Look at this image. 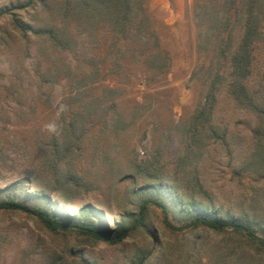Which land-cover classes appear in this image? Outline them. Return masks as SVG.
<instances>
[{
  "label": "rangeland",
  "instance_id": "obj_1",
  "mask_svg": "<svg viewBox=\"0 0 264 264\" xmlns=\"http://www.w3.org/2000/svg\"><path fill=\"white\" fill-rule=\"evenodd\" d=\"M26 1L0 0V9ZM44 1L51 10L36 3L25 9L27 15L13 13L35 27L61 25L55 0ZM135 1L143 11L134 13L122 35L96 20L69 24L67 51L44 37L25 39L0 15V189L21 182L22 195L49 194L48 204L29 202L30 209L55 213L62 221L90 208L112 228L124 213L138 212L136 191L153 183L136 173V165L156 163L162 168L160 182H175L177 189L146 194L172 207L167 218L172 229L160 210L150 207L142 228L109 245L53 232L23 210H0V264H50L53 257L70 264L67 249L81 251L93 264H133L134 256L151 249L144 264L264 263L246 245L211 230H176L187 221L173 204L179 194V201L191 198L219 218L264 226V169L255 165L264 149L252 134L257 120L228 93L223 79L229 52L220 56L218 50L221 39L230 40V51L238 44L245 4ZM257 46L247 79L253 91L264 90V39ZM216 75L221 79L209 115L215 131L196 126L195 135L191 118ZM108 89L114 91L109 100L99 101ZM71 125L77 140L69 151L57 153L52 145L63 144ZM54 172L70 175L80 186L70 184L65 191ZM67 192L70 208L57 201Z\"/></svg>",
  "mask_w": 264,
  "mask_h": 264
},
{
  "label": "trees",
  "instance_id": "obj_2",
  "mask_svg": "<svg viewBox=\"0 0 264 264\" xmlns=\"http://www.w3.org/2000/svg\"><path fill=\"white\" fill-rule=\"evenodd\" d=\"M36 3L45 11L52 9V6L44 0H27L22 5H10L7 8L0 9V15L7 16L13 28L25 39L29 35L37 38L44 37L53 47L65 51L70 49L69 44L71 39L69 38L67 26L72 22H78L82 18H85L89 22L93 20L104 22L116 35H122L132 16H134V13L143 11L135 0H55L54 7L61 18V25L37 27L25 23L17 17L18 15L13 13L15 10L31 8ZM243 3L245 4V15L240 26L242 33L238 44L230 51V40L221 39L218 50L220 56L229 52L228 77H225L223 82L226 81L227 91L234 99L236 105L254 114L257 120V126L252 131V134L258 140V148L264 149V90H251L247 81L251 75L252 53L258 47L257 44L264 39V32L261 30V22L264 20V0H243ZM25 12L27 13V10ZM216 76L217 79L210 84L205 103L191 118L190 124L192 126H190V130L195 135L200 132L196 126L202 129L209 128L208 133L213 134L215 131L209 123V115L214 104V92L216 91L217 84H219L218 80L221 77L220 75ZM112 93H114L113 90H103L99 101L109 100V95ZM72 125L68 129V134H66L68 138H64L63 144L58 145L57 143H53L52 147L57 150V153L64 154L75 144L77 138H74L76 134L74 133V126ZM52 141L56 142L55 139ZM255 165L264 169V155L260 154L256 158ZM135 169H137L136 173L139 174L141 172V175L146 181L153 183L152 185H145L136 191L135 194L136 196L138 195L139 200L134 204V207L138 209V212L124 213L118 221L112 222V228L107 226L103 217L96 210L90 208L82 209L74 218L64 216L62 221H60L61 219L55 213L43 209H30L26 206L29 202L39 201L43 205L48 204L49 194L36 197L26 193L22 195L18 193L23 187L21 182H14L4 189H0V210H23L40 218L53 232L63 233L65 235L77 234L94 242H104L109 245L121 243L123 240L131 237L139 228H142L145 212L150 207L158 208L164 217L165 226L172 229V226L167 220L168 216L172 214V207L164 200L150 198L146 193H156L160 189L176 190V183L169 182L165 184L160 182L162 168L158 167L156 163L145 162L139 166L136 165ZM53 175L59 186L66 187L64 188L65 191L69 190L70 184L74 187L80 186L78 181H74L68 174L54 172ZM34 187L41 188L43 191L46 190L42 186L34 185ZM165 195L167 194L165 193ZM3 197L6 199H3ZM71 198L72 195L67 192L61 198H58L57 201L62 206L70 208ZM178 198L179 194H176L173 198V204L178 210V215L183 217V219L185 218L187 224L176 230H194L198 227H203L216 234L225 236L230 241L237 242V244L246 245L249 249L261 256L259 260L264 261V226L260 221H249L248 219L235 220L227 217L219 218L216 213L206 212V209L202 205H198L191 198L183 199L182 201H179ZM51 206L54 207L55 205ZM81 215L84 218L81 219ZM173 230L175 229L173 228ZM152 252L153 249L134 256L133 264H144L152 256ZM80 254H82L81 251L73 253L70 249H67V257L70 260V264H93L90 261L82 259ZM67 262L63 257H53L49 261L50 264H67ZM246 264L249 263L246 262Z\"/></svg>",
  "mask_w": 264,
  "mask_h": 264
}]
</instances>
